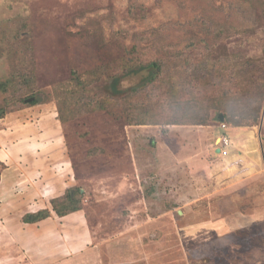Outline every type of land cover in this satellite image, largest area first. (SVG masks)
I'll return each mask as SVG.
<instances>
[{
    "label": "rangeland",
    "instance_id": "rangeland-1",
    "mask_svg": "<svg viewBox=\"0 0 264 264\" xmlns=\"http://www.w3.org/2000/svg\"><path fill=\"white\" fill-rule=\"evenodd\" d=\"M151 59L162 69L149 82L137 61ZM263 71L264 0H0V83L29 76L16 93L36 99L0 87V127L24 107L55 118H33L38 145L25 144L42 194L10 197L19 223L47 210L50 237L19 241L0 264H264V164L239 145L253 134L264 156V99L256 124H226L230 151L213 153L221 92ZM74 75L87 94L129 97L61 122L55 88Z\"/></svg>",
    "mask_w": 264,
    "mask_h": 264
},
{
    "label": "crops",
    "instance_id": "crops-1",
    "mask_svg": "<svg viewBox=\"0 0 264 264\" xmlns=\"http://www.w3.org/2000/svg\"><path fill=\"white\" fill-rule=\"evenodd\" d=\"M37 113H34V108L32 107H24L20 109L18 112L12 113V115L9 116L8 125L7 126L0 127V131H2V135L0 134V141L2 137H5L6 135L9 137V141L7 142L9 146L11 147V152L15 149H21V153L19 155L16 154V152H9L7 149H3L0 144V164H3V167L0 169V259L8 254L10 258L12 255H17V249H18V243L19 241H23V245H27V243H30L32 238L38 237L40 240V243H44L48 240L49 233L46 230L47 227L44 225V220L48 217L37 221L36 223L39 224V227L30 228L31 225L34 223H25L20 222L16 220V218L12 217L13 215H10V212H14L18 208V202L16 200H13L12 196H14V189L19 191V195L26 196L27 199L24 203L25 205H28L29 202H31V197L33 192L35 191V194L41 195L42 191H38V189L33 190L35 185L37 186L36 180H33V182H30L29 177H27V173L25 172L24 167H27L25 165L26 162L29 163V160L33 162L32 159L26 158L28 156V150L26 147V143L28 145H38L37 139L34 137H30L31 132H34L33 125L35 122L33 121V118H37V115H43L44 118L39 119V123L42 120L47 119V123L44 121V125L48 128L50 126L49 122L53 121V125L55 124V118H50L48 116L47 112H42L41 110L36 111ZM19 115V117H18ZM8 118L6 119V121ZM2 125H5L6 123L2 122ZM222 127H225L222 129V132L220 135H218L217 139L219 140V137L222 135H226L229 140V144L227 146V152L230 151V148L232 146V140L230 137L226 134L227 133V127L225 124H222ZM54 127V126H53ZM8 128V129H7ZM6 129L9 130L8 133L6 132ZM229 132V131H228ZM237 132H234V135L237 136ZM30 135V136H29ZM34 135V134H33ZM217 139L216 144L213 146V153L218 154L216 152L217 146ZM31 140V141H30ZM40 140V139H39ZM6 143V144H7ZM5 144V145H6ZM7 144V146H8ZM240 155L244 153L247 155L250 160L253 163H256L257 165L264 164V156L263 151L261 149V144L258 139L254 138L253 134H246L245 136L241 137L240 140ZM41 147H38V151L42 152L43 150H39ZM47 148L43 152H46ZM21 155V156H20ZM221 155V154H220ZM19 157V158H17ZM34 158V157H33ZM42 162L48 158V155L43 156L42 155ZM246 158V157H245ZM22 165L24 167H22ZM25 186V191H22L19 186ZM18 187V188H17ZM19 189V190H18ZM44 190V189H43ZM38 197V196H37ZM19 202V203H20ZM38 206H33L30 210V212L35 211L40 208H36ZM43 223V224H42ZM21 225V226H20ZM27 225V226H26ZM25 226V227H24ZM20 227V228H19ZM35 231H34V230ZM47 231V232H46ZM42 241V242H41ZM55 242H59V239L55 240ZM64 242V241H63ZM62 249L65 248V245L61 246ZM45 251V250H44ZM47 252V250H46ZM43 252H41L42 254Z\"/></svg>",
    "mask_w": 264,
    "mask_h": 264
},
{
    "label": "trees",
    "instance_id": "trees-1",
    "mask_svg": "<svg viewBox=\"0 0 264 264\" xmlns=\"http://www.w3.org/2000/svg\"><path fill=\"white\" fill-rule=\"evenodd\" d=\"M129 59L124 60V64H129ZM148 61V60H147ZM136 64V63H135ZM130 65V64H129ZM127 66V64H126ZM132 66V64L130 65ZM137 66L142 70L147 71V76L145 79L149 82L156 80L159 75V72L162 69V63L157 59H151L148 62L139 60L137 61ZM125 67V65H124ZM128 67V66H127ZM263 69V68H262ZM238 76V75H237ZM235 76L236 81H240L239 78ZM255 74L248 79H242L240 81L239 86L244 91H235L232 92L230 88L224 89L219 98L217 99V104L215 105L214 111V119L223 121L224 124H231V125H249L250 123L256 124L259 116V111L261 108V104L264 97V71L262 74H258L254 77ZM256 79V80H254ZM259 79V80H258ZM71 87L67 84H63L55 88L56 93V101H57V112L60 118V121H66L67 119L72 118L75 115V110L80 107L84 110H91V109H105L108 104H113L118 102V99L127 98L126 95L117 96L106 94L104 98L98 97L93 94H87L83 90L84 82L80 77L74 75L73 78L70 79ZM227 81H231L228 79ZM31 78L29 76H24L21 78L16 74L12 75L9 81H4L0 83V87L6 89V86L11 83L13 88H15L14 93L16 94V98L18 101L27 102V103H35L36 99L33 97L32 94L27 95L25 97L21 96V94L16 93L17 91H21V85H25V83L30 86ZM224 83V82H221ZM83 84V86H81ZM254 85V88L251 91L245 90L244 86L246 85ZM116 85H113V91H118L115 88ZM138 90L136 89L137 92ZM29 92V91H28ZM27 92V93H28ZM22 93H26V88L22 90ZM26 93V94H27ZM120 92H116L118 94ZM14 94V95H15ZM251 94V95H249ZM13 95V96H14ZM122 97V98H121ZM129 97V96H128ZM15 103V100H13ZM222 115V119H220L219 115ZM4 115L3 109H0V118ZM206 123V119L202 120ZM131 124V121H130ZM78 194H82L81 187L75 189ZM67 198L69 201H77L75 197L72 195V190L68 189L66 191ZM48 216L47 210L40 209L34 212H28L24 214L23 221L28 223H34L39 220H42Z\"/></svg>",
    "mask_w": 264,
    "mask_h": 264
},
{
    "label": "built area",
    "instance_id": "built-area-1",
    "mask_svg": "<svg viewBox=\"0 0 264 264\" xmlns=\"http://www.w3.org/2000/svg\"><path fill=\"white\" fill-rule=\"evenodd\" d=\"M229 144V140L226 136H220L219 140L217 142V146L219 149V153L221 155H226L227 154V146Z\"/></svg>",
    "mask_w": 264,
    "mask_h": 264
},
{
    "label": "water",
    "instance_id": "water-1",
    "mask_svg": "<svg viewBox=\"0 0 264 264\" xmlns=\"http://www.w3.org/2000/svg\"><path fill=\"white\" fill-rule=\"evenodd\" d=\"M219 116H220V119H222V115L220 114ZM218 151H219V149L217 148L216 149V152H218Z\"/></svg>",
    "mask_w": 264,
    "mask_h": 264
}]
</instances>
